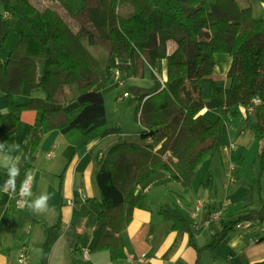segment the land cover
Masks as SVG:
<instances>
[{
    "label": "trees",
    "instance_id": "1",
    "mask_svg": "<svg viewBox=\"0 0 264 264\" xmlns=\"http://www.w3.org/2000/svg\"><path fill=\"white\" fill-rule=\"evenodd\" d=\"M15 1L18 10L9 0H1L4 12L26 23L32 17L41 22L34 35L20 33L15 48L3 58L9 23L0 15V93L10 110L0 116V136L16 132L21 111L40 114L28 156L20 165L18 185L33 169L43 136L52 131L64 136L74 147L73 154L92 142L121 134L118 126L110 127L106 122L101 93L105 72L110 68L128 70L117 60L127 59L135 50L138 72L145 64L152 67L156 60H166L164 84L151 74L154 84L150 89L132 90L138 105L140 139L150 143L115 144L99 158L94 175L99 192L98 246L109 251L110 260L125 258L120 236L132 212L144 209V189L153 178L163 175L170 182L190 186L197 169L206 165L198 185L213 187L209 164L220 155L227 134L225 118H236L239 108L247 109L253 99L259 104L253 109L254 118L246 117L245 128L253 138L264 141V18H254L251 9L239 8L236 0H164L167 12L147 0H83L84 7L76 13L70 10L68 0H48L49 5L42 9L30 0ZM92 47L107 52L101 74L97 73L98 60L88 50ZM216 54L231 59L226 73L229 85L219 88L212 84L205 100L201 84L212 74ZM68 89L74 92L71 97ZM36 90L42 91V99L13 104L12 98L21 91L30 97ZM45 103L76 106L69 111L46 112ZM205 110L218 118L207 120ZM259 167L261 177L264 149L259 154ZM247 208L238 203L223 211H210L207 221L215 223L212 217L217 212L229 216ZM2 210L0 206V214ZM159 212L172 223L173 230L186 233L194 246L196 231L177 208L162 206ZM245 222H264V198L259 209L221 225L210 245L196 248L195 264H200L204 252L222 247L229 233ZM60 229V220L48 229L40 264H47Z\"/></svg>",
    "mask_w": 264,
    "mask_h": 264
},
{
    "label": "crops",
    "instance_id": "2",
    "mask_svg": "<svg viewBox=\"0 0 264 264\" xmlns=\"http://www.w3.org/2000/svg\"><path fill=\"white\" fill-rule=\"evenodd\" d=\"M30 1L41 9L47 7L50 3L48 0ZM147 1L157 9L158 5H161L159 0ZM67 4H70V0H68ZM12 7L18 10L17 5ZM83 7L84 3L76 10H72L69 6L74 13L79 12ZM0 15L8 22L16 19L17 21L13 22L21 25V29L27 31V33H23L29 35H34L33 31L38 32L41 27V22L37 17L28 18V23H26L6 12ZM168 48L172 50L174 44L170 42ZM88 50L96 59L98 54L104 52L102 47H92L88 48ZM106 58L107 52L102 64L97 59L100 64V68L97 71L98 74L102 73ZM214 62L212 74L208 80L201 84L202 94L207 92V88L210 89L212 84L219 88H227L229 85L226 73L231 59L227 55L216 54ZM116 63L127 66L128 70L110 68L104 73L101 85L106 122L110 127L112 126L108 121V110L104 96L106 91L110 92L114 87L118 91L121 88L124 89L122 96L114 99V103L118 107L124 98H128L133 94V89H150L154 84L151 74H154L161 84H164L167 79L165 59L156 60L152 67L145 64L141 71L138 72L137 53L135 50H131L127 59L117 60ZM218 77L222 78L218 79ZM125 94L127 97H124ZM31 98L42 99V91H32L30 97L21 91V94L14 96L12 101L15 106H21L29 103ZM203 99L205 98L203 97ZM75 106L76 103H45L43 109L46 112L69 111ZM136 109L138 111V105ZM9 111L5 97L0 93V116L9 113ZM242 111L244 109L239 108L237 118L240 121L237 124L230 122L231 129L227 127L225 122L227 129L225 137L229 138L231 133L234 136L237 133L238 124L244 119H242ZM39 115L34 110L21 111L18 113L19 122L16 132L11 135L2 134L0 136V143L7 142L8 145H19V150L14 151L12 155L21 156L20 165L28 156L32 141L37 133L34 123ZM203 115L211 122L218 118L215 113L208 110H205ZM121 125L118 120L115 121V126L121 129ZM239 136H241V139L238 149L234 147L236 140L232 137L229 145L226 144L225 137L222 141L220 158L225 166L224 169L226 168L225 173L227 175L229 171L234 169V166L229 165L231 160L238 162V165H242L245 162L248 151L244 148L251 143V139L246 136V132L243 129H240ZM127 137L136 136L121 130L119 136H111L107 139L118 141L117 143H119L127 142L123 141ZM100 143L102 141L92 142L73 154L74 147L58 131H52L43 136L35 154L33 169L29 176L32 177L30 184L31 199H35L42 193L49 194V210L46 213L39 214L27 206L20 208L15 205L14 195L0 191V206H3L0 214V264H40L42 248L47 238L48 229L55 225L58 220L61 221V229L58 238L50 249L47 264H195L197 259L196 248L200 249L210 245L213 236L221 225H226L230 220L260 208L259 206V208L252 206L253 209L248 207L246 210L229 216H224L222 212H217L213 215L219 214L220 218L217 222L211 224L207 221L210 211H223L229 206H234L240 202L237 201L233 204H227L226 207L216 208L212 206L213 200L209 196L193 191L191 185L174 184L165 176L158 175L144 189L146 196L144 209H135L132 212L131 221L120 236L125 258L112 261L110 260L109 251L98 246L100 221L97 218L99 210L96 201L99 195L97 197L94 194L93 182L100 159L98 156L94 158L92 153L93 148L99 146ZM139 143L147 144L148 140H141ZM115 144H110V148ZM241 146L242 150H240ZM105 152L101 151L102 154ZM209 165H211V162ZM5 180L6 170L0 167V188H2ZM157 184L161 185L159 187L164 188L162 190L164 195L172 194L173 200L170 203L160 202L157 210L154 211L147 205L146 201L148 200V195ZM205 197L208 199L206 202L204 201ZM162 206L177 208L185 220L193 225L196 231L193 238L194 246L189 244V237L186 233L173 230L172 223L163 219L159 212ZM199 212L203 214V218L198 224L196 221ZM203 230L210 231V242L206 244H201V238H205L202 235ZM22 252L25 253L26 257L20 263L19 257ZM84 252H87L86 256H84ZM207 252L209 251L201 255L200 264L204 261V254ZM221 252V256H223L221 258L223 259L211 256L207 264H240L241 261L254 264L264 261V222H248V226L236 228L229 233L227 242L222 246ZM143 256L144 260L141 259Z\"/></svg>",
    "mask_w": 264,
    "mask_h": 264
},
{
    "label": "rangeland",
    "instance_id": "3",
    "mask_svg": "<svg viewBox=\"0 0 264 264\" xmlns=\"http://www.w3.org/2000/svg\"><path fill=\"white\" fill-rule=\"evenodd\" d=\"M11 1L10 5L15 6L16 1L15 0H9ZM237 5L239 8H250L252 11V16L254 18H264V0H236ZM158 9L167 12L168 7L164 0H159ZM83 4L82 0H70V8L72 10H76L77 8L81 7ZM0 14H3L4 9L2 2L0 0ZM13 21H17L16 19H13ZM13 21L8 22L9 23V29H8V36L6 40L5 45V51L2 55L3 58H5L16 46L19 40L20 33L26 32V30L21 29L22 26L18 25L17 23H14ZM18 27V29H16ZM15 37V38H14ZM16 41V42H15ZM103 51L101 54L97 55V59L102 64L104 62L105 56H106V50L103 48ZM69 91V89H68ZM67 96L71 97L74 92L68 93ZM124 89H120L118 91L117 88H112V90L106 91L105 96V102L106 107L108 110V121L110 122V125L112 127L115 126V121L118 120L121 126V130L124 132H128L132 135H135L136 137H127L123 141L132 142V143H139L141 142L140 139V132L141 127L138 123V111L136 109L137 107V99L134 94H132L128 98H124L117 107L114 103V99L118 96H122ZM208 92L209 88H207V92L202 94V96L207 100L208 99ZM244 111H242V121L239 122V129L237 130V133L235 136L233 133L230 134L229 138L225 137L226 144L229 145L231 137L236 140L234 147L238 149L240 146V137L239 131L240 129H243L244 132H246V136L251 139V143L247 146H245V150H247L246 159L245 162L240 165H238V162L235 160H231V163L229 165L234 166V169L229 171V174L227 175L225 173L224 164L221 162L220 155L218 154L213 160H211V165L209 168V171L212 174L213 177V187L211 189H205L203 187H199L198 183L203 178L204 173L206 172V165L201 166L197 169L195 176L193 178V181L191 183V188L193 191H196L198 193H202L206 196H209L212 200V206L216 208L226 207L227 204H233L234 202H240L239 204L248 206L249 208L254 206V208H257L258 206H261V200L264 198V174H261L260 177L259 174V154L262 149H264V141H259L255 138H253L247 129L245 128V119L246 117L254 118L253 113H247V109L243 108ZM238 117V116H237ZM232 118L230 116H227L225 118V122L227 124V127H230L231 129V123H238L239 118ZM231 122V123H230ZM138 133V135H137ZM234 136V137H233ZM119 139V138H118ZM117 139V140H118ZM122 140V139H121ZM118 141L114 140H103L102 143H100L99 146H96L93 148L92 156L96 158L99 155V152L101 151H108L110 146L117 143ZM148 143L150 141L148 140ZM111 144V145H110ZM260 144V145H259ZM230 148V147H229ZM236 149H234L236 151ZM242 150V146L240 148ZM104 154V153H103ZM259 168V169H258ZM241 170V171H239ZM232 179V181H231ZM173 183V182H172ZM175 184V183H174ZM160 184H157L154 186L152 192L148 195V200L146 201L147 205L152 208V210H157V207L160 202L164 203H170L173 200L172 194L164 195L162 190L164 189ZM93 191L95 196L98 197L99 192L96 187L95 181L93 182ZM208 200L206 197L204 198V201L206 202ZM258 207V208H259ZM253 209V207H252ZM203 218L202 213H198V219L197 223L199 224ZM220 218V217H219ZM218 221V220H217ZM214 221V222H217ZM252 223H263V222H252ZM212 231V230H211ZM208 230H203V237L201 238V244H206L210 242ZM213 232V231H212ZM200 244V242H199ZM222 247L218 248L215 251H210L204 254V261L202 264L209 263L208 259L209 257L213 256L214 258H220L222 255ZM226 260V258H225Z\"/></svg>",
    "mask_w": 264,
    "mask_h": 264
},
{
    "label": "clouds",
    "instance_id": "4",
    "mask_svg": "<svg viewBox=\"0 0 264 264\" xmlns=\"http://www.w3.org/2000/svg\"><path fill=\"white\" fill-rule=\"evenodd\" d=\"M19 150V145H8L7 142L0 143V167L6 170L7 179L5 180L0 191L9 195H18L17 201L22 207L27 206L32 211L43 214L48 209L49 194L42 193L35 199H31L32 192L30 188L32 177L25 174L24 180L17 183L20 176V155H12L14 151Z\"/></svg>",
    "mask_w": 264,
    "mask_h": 264
},
{
    "label": "built area",
    "instance_id": "5",
    "mask_svg": "<svg viewBox=\"0 0 264 264\" xmlns=\"http://www.w3.org/2000/svg\"><path fill=\"white\" fill-rule=\"evenodd\" d=\"M124 97H127V95L125 94ZM258 104H259V100L258 99H253L251 101V105L247 108V112L248 113H252L254 107L257 106ZM98 157L101 158L102 157V153H99ZM14 197H15V205L18 206V207H20V208H23L24 206L22 207L17 202L20 199V197L18 195H15ZM218 219H219V214L213 215V217H212L213 222L214 221H217ZM243 226H248V222H245V223H242V224H238L236 228H241ZM86 254H87V252H84V256H86ZM25 257H26L25 253L22 252L21 255H20V257H19V262L22 263L25 260ZM141 259L144 260V256L141 257Z\"/></svg>",
    "mask_w": 264,
    "mask_h": 264
},
{
    "label": "bare ground",
    "instance_id": "6",
    "mask_svg": "<svg viewBox=\"0 0 264 264\" xmlns=\"http://www.w3.org/2000/svg\"><path fill=\"white\" fill-rule=\"evenodd\" d=\"M221 78H222V77H220V78L218 77V79H221Z\"/></svg>",
    "mask_w": 264,
    "mask_h": 264
}]
</instances>
